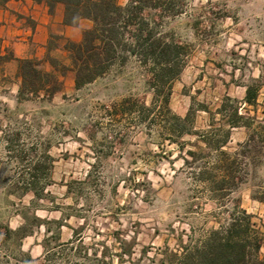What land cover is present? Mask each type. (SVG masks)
I'll return each mask as SVG.
<instances>
[{"label": "rangeland", "instance_id": "374dc122", "mask_svg": "<svg viewBox=\"0 0 264 264\" xmlns=\"http://www.w3.org/2000/svg\"><path fill=\"white\" fill-rule=\"evenodd\" d=\"M134 5L163 44L180 46L171 114L184 116L191 105L193 132L224 129L215 109L224 96L240 102L250 128H232L222 147L226 163L235 160L236 187L216 188L221 162L202 143L191 145L195 134L168 140L163 88L133 58L80 88L68 71L50 99L18 100L20 79L1 64L0 264H171L241 211L264 260V0ZM58 39L50 55L68 64ZM246 85L257 88L254 105L243 102ZM188 149L206 157L193 162ZM33 165L36 187L45 185L38 198L25 191ZM23 223L24 237L6 231Z\"/></svg>", "mask_w": 264, "mask_h": 264}, {"label": "trees", "instance_id": "16d2710c", "mask_svg": "<svg viewBox=\"0 0 264 264\" xmlns=\"http://www.w3.org/2000/svg\"><path fill=\"white\" fill-rule=\"evenodd\" d=\"M8 0H0L4 6ZM47 5L49 12H53L57 4L63 6V24L79 26L82 20L89 21V26L81 29V39L78 42L66 40L63 49L67 52L68 64L50 55L49 50L45 55L51 69L44 70L41 60L36 58H14L0 55V65L9 59L17 62V76L19 85L17 99L38 98L40 94L50 99L61 90L63 77L68 71L73 73L74 87L80 88L91 83L97 78L108 73L113 67L124 66L133 58L140 67L151 74L152 84L163 88V110L171 114L168 103L170 97V82L181 70L180 46L164 43L161 37L155 36V30L148 28L147 19L140 15L142 6L134 5L135 0H128L125 5H120L118 0H33ZM57 38V36H54ZM159 91H153V98L159 96ZM257 98V88L252 85L245 86L243 102L254 105ZM239 101L224 96L215 113L226 123V128L207 129L200 133L192 131L194 124V109L190 105L184 116L171 114L167 119L164 130L169 141L172 138L180 139L185 135L195 134L196 141L191 143L199 148L202 143L208 150H214L218 161V168L223 170V177L215 185L219 190H232L237 185L238 177L234 175L233 165L235 160L226 163L229 153L222 150L230 138L232 128H250L246 118L238 111ZM201 110L212 117V113L204 105H199ZM184 143H179V150ZM245 144H238L243 148ZM200 149V148H199ZM185 154L193 162L206 157L194 150L188 149ZM242 154L233 153V155ZM189 163L186 157H182ZM38 165H33L30 173L31 180L26 182L25 191H31L35 198L42 196L45 185L36 187L35 176L39 171ZM208 180V179H207ZM211 185L213 181H208ZM38 188V189H37ZM262 201L263 199L258 198ZM24 218V217H23ZM25 220V218H24ZM24 223L14 231L6 228L7 232L20 234L24 237ZM250 215L241 211L240 215H230L226 224L216 229H211L207 236L195 247L185 250L182 255L171 264H264L258 257L261 242L252 228Z\"/></svg>", "mask_w": 264, "mask_h": 264}, {"label": "crops", "instance_id": "0c3cea01", "mask_svg": "<svg viewBox=\"0 0 264 264\" xmlns=\"http://www.w3.org/2000/svg\"><path fill=\"white\" fill-rule=\"evenodd\" d=\"M89 24L87 20H82L76 27L63 24L61 4H57L53 12H49L44 3L33 0H8L4 6H0V55L9 52L15 59L36 58L41 60L44 70H50L45 55L53 37L58 36V40L64 42H78L81 39V29ZM29 34L31 38H28ZM54 49L55 46H52L49 52ZM61 49L67 55L63 45ZM15 59L7 60L2 67L11 68L13 74L17 75ZM17 79L19 80L18 76Z\"/></svg>", "mask_w": 264, "mask_h": 264}]
</instances>
